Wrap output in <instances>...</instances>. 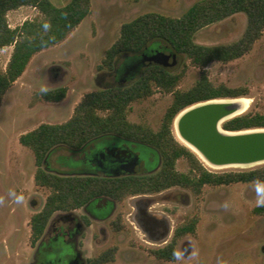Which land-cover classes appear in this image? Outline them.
I'll return each mask as SVG.
<instances>
[{
	"label": "rangeland",
	"instance_id": "374dc122",
	"mask_svg": "<svg viewBox=\"0 0 264 264\" xmlns=\"http://www.w3.org/2000/svg\"><path fill=\"white\" fill-rule=\"evenodd\" d=\"M50 1L62 7L71 0ZM198 1L201 0H92L90 15L65 41L33 57L22 81L6 93L0 108V264H38L35 259L42 262L41 254L49 249L47 245L40 246L41 241L36 248L31 246L30 220L43 209L51 191L36 185L35 156L20 144V137L42 124L67 122L85 96L102 88L129 85L151 60L159 57L169 58L173 71L185 73L176 90L191 89L200 79L201 70L165 42L151 43L139 55L119 56L113 71L102 64L106 52L119 39L123 24L154 12L179 18ZM40 16L36 8L24 6L9 12L7 18L9 26L15 29ZM248 29V16L239 13L200 30L196 43L203 46L240 43L245 40ZM8 52L0 53V69L5 70L11 59L13 52ZM135 65L137 69L124 76ZM207 72L215 86L247 90L249 95L241 98L249 99L250 108L242 115L264 114V28L243 57L229 63H212ZM63 87L68 92L60 103H49L40 97L41 92ZM172 101L173 94L155 89L151 97L131 104L128 120L158 132ZM171 132L181 144L173 126ZM91 145L97 150L93 154L103 147L132 152L146 162L145 169L149 173L158 170L162 162L158 150L117 136L102 137ZM72 153L65 146L56 147L47 158V168L60 175L97 174V168L91 164L85 167L77 161L72 162L76 172H70L66 166L70 164ZM87 159L91 161L92 156ZM113 159L117 161L118 157ZM199 162L213 173L249 171L264 166L216 170ZM175 170L197 177L183 158L176 161ZM258 187L264 188V183L205 185L200 192L175 187L150 196L153 213L166 217L174 230L185 221L197 219L195 234L179 241L173 262L158 260L152 255L153 250L166 246L171 238L167 243H152L133 220L134 202L142 197L129 196L117 206L114 204V214L100 210L98 200L92 201L87 212L96 220H90L89 228L79 240V249L85 259H91L109 248H116L115 260L110 264H264V214L255 212L264 194L258 192ZM10 190L23 195V201L17 204L9 195ZM75 213L82 216L84 210ZM118 217L122 228L116 231L113 222ZM56 246L62 248L65 255H53L54 263L70 264L77 254L76 244L60 241ZM38 248L39 254H36Z\"/></svg>",
	"mask_w": 264,
	"mask_h": 264
},
{
	"label": "trees",
	"instance_id": "16d2710c",
	"mask_svg": "<svg viewBox=\"0 0 264 264\" xmlns=\"http://www.w3.org/2000/svg\"><path fill=\"white\" fill-rule=\"evenodd\" d=\"M24 6L36 8L41 16L12 29L8 23V13ZM91 10L92 0H71L62 7H57L50 0H0V51L14 47L6 69H0V108L4 96L24 74L33 57L65 41L90 15ZM239 13L246 14L249 19L244 41L227 46L196 43V34L200 30ZM45 22L50 24L48 30L43 28ZM263 28L264 0H201L179 18L154 12L123 24L120 37L106 52L102 67L113 71L119 56L139 55L151 43L160 41L168 44L176 54L183 55L193 67L200 69V79L187 91L176 90L185 73L151 63L129 85L106 87L85 96L67 122L42 124L20 137V144L30 149L35 156L36 185L51 191L43 209L30 220L32 248H36L42 240L55 214L78 211L98 198L122 202L129 196L158 194L172 187L191 188L200 192L205 185L264 183V166L249 171H207L198 157L179 144L171 132L175 117L194 104L249 95L247 90L215 86L209 79L207 67L215 62L229 63L243 57ZM155 89L173 94V101L158 132L128 120L131 104L151 97ZM67 92L65 87L56 88L41 92L40 97L49 103H60L66 98ZM262 128L264 114L261 113L241 115L223 124V129L228 132ZM106 135L120 136L155 148L162 158L160 170L152 174L108 178L60 175L47 168V158L56 147L65 146L72 151H79ZM182 158L188 161L197 177L192 178L175 170L176 161ZM255 212L263 215L264 206H259ZM196 226L197 219L185 221L176 228L172 241L163 248L153 250L152 255L158 260L175 261L179 241L195 234ZM113 227L116 231L121 230L120 217L113 222ZM115 254L116 249H109L89 259L88 264L113 262Z\"/></svg>",
	"mask_w": 264,
	"mask_h": 264
},
{
	"label": "flooded vegetation",
	"instance_id": "af4514ba",
	"mask_svg": "<svg viewBox=\"0 0 264 264\" xmlns=\"http://www.w3.org/2000/svg\"><path fill=\"white\" fill-rule=\"evenodd\" d=\"M134 69H137V65L131 67L124 76H126L130 71H133ZM238 99L246 101L247 106L250 108L249 99L247 98H238ZM106 136H116V135H106ZM117 137H120V136H117ZM122 139L143 144L141 142L132 141V140L125 139V138H122ZM176 139L178 140L177 136H176ZM95 151H97L96 147L95 145H91V142L88 143L81 150L73 151L72 158H70L71 159L70 164L66 167L69 169L70 172H76L74 171L75 168H73L72 162L77 161V162L83 163L82 165H84L85 167L91 164L94 168H97L98 171H97V174L89 175V176H105L108 178H116V177H128V176H137V175H143V174L156 173L157 171L160 170L161 165H162V162H161V165L158 170L153 171L152 173H149L145 169L146 162L144 160H141L140 157H138V155H135L132 152H129L127 150H120L118 147H113V148L103 147L97 153L93 154ZM87 156H92V160L91 161L88 160ZM114 156L118 157L117 161L113 159ZM172 188H175V187H172ZM153 195H156V194H153ZM153 195L142 194V195L134 196V197H142V199L135 200L134 213L132 214V217H133V220L136 222V224L139 226V228L144 232L146 238L150 242L162 244L164 242L167 243V241L171 238V240L166 244L167 246L172 241L174 234H175V230L171 222L166 217L158 216L153 213L152 207L154 206V204H151L149 202L151 201L149 200V197ZM95 200H98L97 207L100 210H109L112 214H114V212L116 211L117 204L120 203V202H116L108 198H98ZM109 202H111L112 204H109ZM114 204L116 205L115 207L113 206ZM88 205H86L83 208L84 214L82 216H78L75 212H60L58 213V215L52 218L40 243V246L47 245L49 249L46 253L41 254L40 260H42V262H39L35 259V263L55 264L54 260L52 259L53 255H57V256L65 255V251L56 245L60 241H65V242L74 243L77 246V254L71 260L70 264H88L89 259H85L83 257L81 250L79 249V245H80L79 240L82 238L85 230L89 228L90 220H96L94 217L89 215V212H87ZM98 222H103V221H98ZM172 233H173V236H172ZM163 247H160V248H163ZM109 249H116V248H109ZM36 254H39V248L36 250ZM110 263L112 262H109L107 264H110Z\"/></svg>",
	"mask_w": 264,
	"mask_h": 264
},
{
	"label": "water",
	"instance_id": "95a60500",
	"mask_svg": "<svg viewBox=\"0 0 264 264\" xmlns=\"http://www.w3.org/2000/svg\"><path fill=\"white\" fill-rule=\"evenodd\" d=\"M150 62L164 67L172 66V61L167 57ZM228 100L234 99L210 100L184 109L178 123L180 137L213 166L254 168L263 165L264 128L225 131L223 121L239 110L238 105L226 103ZM220 130L232 135L222 134Z\"/></svg>",
	"mask_w": 264,
	"mask_h": 264
},
{
	"label": "bare ground",
	"instance_id": "6f19581e",
	"mask_svg": "<svg viewBox=\"0 0 264 264\" xmlns=\"http://www.w3.org/2000/svg\"><path fill=\"white\" fill-rule=\"evenodd\" d=\"M224 102H226V101H224ZM226 103H230V104H236V105H238L239 106V110L236 112V113H234V114H232V115H230L229 117H227L226 119H225V121H223V122H227L228 120H231V119H233V118H235V117H238V116H240L241 114H243L244 112H246L247 110H248V106H247V103H246V101H244V100H241V99H234V100H228ZM182 112V111H181ZM179 113L176 117H175V119H174V121H173V130H174V132L176 133V136H177V138H178V140L181 142V144L182 145H185V147H187V148H189L197 157H198V159L200 160V161H202L204 164H206L207 166H209L210 168H213V169H216V170H226V169H248V167H235V166H232V167H224V168H221V167H216V166H213V165H211L210 163H208V162H206L205 161V159L200 155V153L193 147V146H191L190 144H188L187 142H185L181 137H180V135H179V133H178V123H179V120H180V118L183 116V114H184V112L183 113ZM220 132L222 133V134H225V135H232V134H230V133H225V132H223L222 130H220Z\"/></svg>",
	"mask_w": 264,
	"mask_h": 264
},
{
	"label": "clouds",
	"instance_id": "9594fccd",
	"mask_svg": "<svg viewBox=\"0 0 264 264\" xmlns=\"http://www.w3.org/2000/svg\"><path fill=\"white\" fill-rule=\"evenodd\" d=\"M43 28L45 30H48L50 28V24L45 22L43 24ZM258 192L261 193V194H264V188L258 187ZM9 195L12 196L15 199V202L17 204H19V203H21L23 201V195H17L14 190H10L9 191ZM258 206H264V198L258 200Z\"/></svg>",
	"mask_w": 264,
	"mask_h": 264
},
{
	"label": "crops",
	"instance_id": "0c3cea01",
	"mask_svg": "<svg viewBox=\"0 0 264 264\" xmlns=\"http://www.w3.org/2000/svg\"><path fill=\"white\" fill-rule=\"evenodd\" d=\"M57 46V45H56ZM8 49V50H7ZM7 51H10V52H8V53H12L13 52V46H10V47H8V48H6V49H3L2 51H0V53H4V52H7ZM12 51V52H11ZM41 53V52H40ZM39 54V53H38ZM35 57V56H34ZM32 61V60H31ZM29 66V65H28ZM28 68V67H27ZM26 71H27V69H26ZM26 71L24 72V74L14 83V85L8 90V92L11 90V89H13L14 87H16L17 85H19V83L22 81V79H23V77H24V75H25V73H26ZM7 92V93H8ZM0 173H1V169H0Z\"/></svg>",
	"mask_w": 264,
	"mask_h": 264
}]
</instances>
